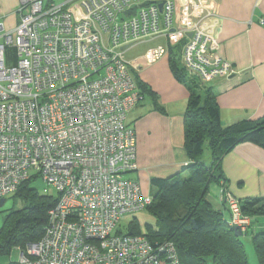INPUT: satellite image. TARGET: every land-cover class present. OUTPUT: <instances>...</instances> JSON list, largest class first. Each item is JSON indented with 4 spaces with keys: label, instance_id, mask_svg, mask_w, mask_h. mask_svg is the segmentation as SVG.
<instances>
[{
    "label": "built area",
    "instance_id": "2783aa9c",
    "mask_svg": "<svg viewBox=\"0 0 264 264\" xmlns=\"http://www.w3.org/2000/svg\"><path fill=\"white\" fill-rule=\"evenodd\" d=\"M19 13L11 30L0 22V199L41 178L57 201L14 264H182L174 242L117 230L153 201L125 177L139 169L126 119L143 95L123 47L164 35L184 41L182 63L203 83L230 78L221 19L196 0H20ZM169 52L159 45L147 61ZM223 200L246 232L240 199L223 186Z\"/></svg>",
    "mask_w": 264,
    "mask_h": 264
},
{
    "label": "trees",
    "instance_id": "16d2710c",
    "mask_svg": "<svg viewBox=\"0 0 264 264\" xmlns=\"http://www.w3.org/2000/svg\"><path fill=\"white\" fill-rule=\"evenodd\" d=\"M17 58V49L7 47V62L16 63ZM171 66L176 78L190 93L184 114V136L185 150L192 162L173 176L151 179L153 201L146 208H153L159 228L155 230L149 226L150 232L144 234L136 221L127 233L174 242L182 264H250L244 242L231 224L229 206L224 202L226 210L216 208L208 191L213 180L220 182L225 177L221 162L226 153L243 142L264 148V117L225 126L214 90L197 75L190 74L181 57L171 56ZM132 73L142 100L146 93L153 95L147 83L139 80L133 70ZM158 107L161 109L160 105ZM207 149L211 155L210 165L202 158ZM31 182H24L14 192L24 205L12 210L0 229V259L10 254L14 247L41 238L48 222V211L57 201V196L40 197L33 193ZM240 207L242 214L251 218L248 232L253 219L264 215V197L240 199ZM252 241L260 264H264V230L254 232Z\"/></svg>",
    "mask_w": 264,
    "mask_h": 264
},
{
    "label": "crops",
    "instance_id": "0c3cea01",
    "mask_svg": "<svg viewBox=\"0 0 264 264\" xmlns=\"http://www.w3.org/2000/svg\"><path fill=\"white\" fill-rule=\"evenodd\" d=\"M196 1L221 19L216 53L234 70L230 78L205 83L217 96L222 123L229 126L264 117V0ZM19 8L20 0H0V22L7 29L19 22ZM162 36L166 37H158ZM183 45L184 41L177 45L168 41L162 46H169L170 53L159 61L148 63L147 51L132 62L133 72L154 93H146L127 114L126 122L137 135L139 169L127 172L125 177L138 180L146 194L154 191L152 178L173 176L192 162L184 136L190 93L171 66V56L181 57ZM221 167L225 176L218 182L221 187L226 186L239 199L264 197V148L243 142L224 155ZM226 207L222 202L219 209Z\"/></svg>",
    "mask_w": 264,
    "mask_h": 264
},
{
    "label": "rangeland",
    "instance_id": "374dc122",
    "mask_svg": "<svg viewBox=\"0 0 264 264\" xmlns=\"http://www.w3.org/2000/svg\"><path fill=\"white\" fill-rule=\"evenodd\" d=\"M57 2H63L64 0H56ZM168 40L166 37H158V38H149L138 43L131 45L128 49H126L125 55L126 59L133 62L136 58L143 56L147 51H150L153 48H156L158 45H165ZM197 77V76H195ZM203 161L207 164H211V155L210 150H206L203 155ZM30 187L32 188L33 193L37 194L40 197L45 196H56V193L53 189L47 187V185L43 182L41 178H37L30 183ZM208 197L212 201L213 205L216 208L222 206L223 200V187H221L220 183L213 180L210 184ZM6 202L4 206L0 207V229L3 227L7 216L12 212V210L20 209L23 207L24 202L16 196L15 193L7 196ZM229 213H227L228 215ZM139 222V228L142 233L148 234L150 232L149 226L153 227V229L157 230L159 228L157 215L153 212V208H145L133 213L125 214L119 225L117 230L122 233L130 232L132 229V222ZM264 230V215H258L253 219V224L250 227L248 232H244V235L241 236L242 241L247 250L248 258L250 264H260L258 255L256 253L255 245L252 241V234L261 232ZM21 257V250L14 247L10 254L3 256L0 259L1 264H14L19 262Z\"/></svg>",
    "mask_w": 264,
    "mask_h": 264
},
{
    "label": "water",
    "instance_id": "95a60500",
    "mask_svg": "<svg viewBox=\"0 0 264 264\" xmlns=\"http://www.w3.org/2000/svg\"><path fill=\"white\" fill-rule=\"evenodd\" d=\"M162 5H163V4H161V6H160L161 8H162ZM130 46H131V45L128 44V45H125L123 48H124V49H128ZM5 202H6V199H5V198H1V199H0V207L4 206ZM234 230H235L236 235H237L238 237H241V236L244 235V232L242 231V229H241V227H240L239 225L234 226Z\"/></svg>",
    "mask_w": 264,
    "mask_h": 264
}]
</instances>
